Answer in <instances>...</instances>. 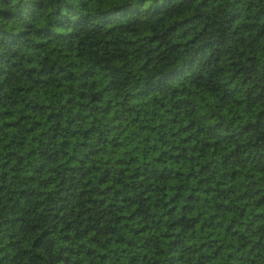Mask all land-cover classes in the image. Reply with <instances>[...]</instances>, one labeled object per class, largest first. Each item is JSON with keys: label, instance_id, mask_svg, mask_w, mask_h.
Masks as SVG:
<instances>
[{"label": "trees", "instance_id": "16d2710c", "mask_svg": "<svg viewBox=\"0 0 264 264\" xmlns=\"http://www.w3.org/2000/svg\"><path fill=\"white\" fill-rule=\"evenodd\" d=\"M0 264H264V0H0Z\"/></svg>", "mask_w": 264, "mask_h": 264}]
</instances>
